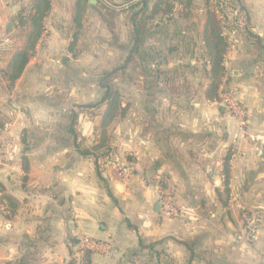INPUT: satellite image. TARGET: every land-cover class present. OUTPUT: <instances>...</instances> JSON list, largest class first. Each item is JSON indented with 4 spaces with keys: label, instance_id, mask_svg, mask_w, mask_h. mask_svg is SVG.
Here are the masks:
<instances>
[{
    "label": "crops",
    "instance_id": "obj_1",
    "mask_svg": "<svg viewBox=\"0 0 264 264\" xmlns=\"http://www.w3.org/2000/svg\"><path fill=\"white\" fill-rule=\"evenodd\" d=\"M96 1L94 10L101 6ZM127 2L120 0V8L128 10L133 2ZM241 3L246 25L238 19L221 24L228 39L227 85L245 109L246 125L207 99V20L156 21L138 55L116 76L128 114L110 126V145L96 154L98 162L59 143L54 131L64 123L63 112L100 102L105 89L34 80L43 70L42 63L34 67L41 53L60 57L68 73L74 48L57 32L40 41L11 92L0 88L1 138L10 160L0 166V196L17 207L13 216L0 209V264L27 254L42 264L79 261L86 237L111 245L110 252L93 253L92 264H264V227L249 235L243 220L245 211L264 209V0ZM123 26L128 48L121 50L127 54L129 17ZM105 110L103 104L99 112H81L83 147L98 142ZM124 167L133 173L122 175ZM159 184L179 216L162 210ZM141 243L153 247L141 249Z\"/></svg>",
    "mask_w": 264,
    "mask_h": 264
},
{
    "label": "rangeland",
    "instance_id": "obj_2",
    "mask_svg": "<svg viewBox=\"0 0 264 264\" xmlns=\"http://www.w3.org/2000/svg\"><path fill=\"white\" fill-rule=\"evenodd\" d=\"M32 1L0 0V88L7 93L11 92L10 87L13 85L8 82L4 71L7 68L6 66L12 52L20 50L25 44L26 31L19 27L20 13H22L23 9H29ZM74 1L76 2V0H52V10L45 21L47 31L44 37H53L57 32L61 38L67 40L69 48L71 45L74 46L69 51V60L65 65L68 73L63 72L60 57L43 58L44 52L41 53L43 56L39 55L35 59L37 64L34 67H39L38 65L42 63L43 70L41 69L36 75L33 74L34 80L60 83L68 79V81H77L84 85L88 84L90 90L93 89L91 88L92 84L97 85L102 82L112 85L115 89V85L120 81L119 77H116L119 75L105 78L104 73L116 69L125 61L127 54L121 50L126 44L124 41L126 35L123 31V23L129 17L130 11H128L127 15L125 14L127 10L120 8L122 7L119 4L120 0H98L101 6H98V10L91 9L89 6L84 19L81 21L78 38L73 43L72 37L76 33L75 23L73 22L75 9H69L68 7L69 5L72 6L71 3ZM169 2L175 5L172 19L176 20V22L195 19L199 23L200 20H207L210 12L225 22L238 19L246 25L249 21L247 10L243 8L241 0H192L190 3L187 1L184 3V5L189 4L188 8L180 4V0H169ZM68 3L70 4L68 5ZM134 3H136L135 0L133 1ZM179 11L183 12L184 15L180 16ZM157 17V19L161 18L160 16ZM174 27L177 29L178 26L175 24L171 29H174ZM49 40L52 41V38ZM49 40L44 48L50 46ZM169 45H171L170 47H175L176 44L170 42ZM119 52H122V55ZM49 62L51 66H49ZM135 68L136 63H132L130 69L133 74H135ZM24 80L26 81L27 79L24 78ZM95 87L97 88V86ZM66 88L63 89L65 90ZM65 94L66 92L63 94L59 93L58 100L63 99ZM101 108L102 105L96 109L97 112ZM2 125L3 123L0 121V159L4 161L3 157L6 156L7 160L5 161L7 163L10 162L8 160V152H6L9 145L1 138ZM2 264H6V261Z\"/></svg>",
    "mask_w": 264,
    "mask_h": 264
},
{
    "label": "trees",
    "instance_id": "obj_3",
    "mask_svg": "<svg viewBox=\"0 0 264 264\" xmlns=\"http://www.w3.org/2000/svg\"><path fill=\"white\" fill-rule=\"evenodd\" d=\"M134 0H128L127 3ZM136 3L131 4L127 11H130L129 19L133 26L131 34V49L127 52V57L123 64L112 71L104 73L105 78H110L118 75L120 71L125 70L128 65L140 52L144 46L147 35L151 32L156 21L157 24H163L172 19L174 14L175 5L170 3L169 0H135ZM192 0H180V4L184 5L185 2ZM152 4V6H150ZM89 6L95 8L90 0H76L75 2V16L73 22L76 27V35L79 33L81 21L84 19L85 13ZM188 8L189 4H185ZM52 10V0H33L32 5L27 10H22L20 13L19 27L26 31V45L23 49L18 51L10 62L5 76L10 84H14L19 80L28 66L30 60L36 52V48L40 41L45 38V21ZM180 16L184 13L179 11ZM160 16V19H157ZM255 37V36H254ZM127 50V46L122 47ZM204 60L209 68V76L211 84L207 90V99L211 102L220 103L219 89L223 80L226 77L225 68V55L228 49V39L226 30L221 24V20L212 12L209 13L207 19V26L204 32ZM103 89L105 94L103 99L95 104H86L75 106L74 109L62 113L63 124L57 125L54 134L55 139L64 146L75 147L81 156L88 157L95 155L96 162H98V152H101L110 145V138L108 130L116 120L123 119L128 114V107H124L121 101V94L118 90L113 89L108 83H98ZM106 105V110L103 114L101 121V132L98 142L91 148L83 147V137L79 130V116L81 112L95 111L101 105ZM78 110V111H76ZM26 157L24 161L26 162ZM228 165L225 168V174L228 177ZM228 182V180H227ZM161 191L165 192L166 187L161 185ZM0 192L2 188L0 185ZM9 199L3 195L0 196V204L6 206L8 215L12 216L16 210V204L9 202ZM10 218V217H9ZM152 245H144L141 243V249H152ZM93 252L83 250V255L78 261L76 259L70 260L67 264H92L91 256ZM41 258L36 257L35 254H27L19 260L13 262H6V264H42Z\"/></svg>",
    "mask_w": 264,
    "mask_h": 264
},
{
    "label": "built area",
    "instance_id": "obj_4",
    "mask_svg": "<svg viewBox=\"0 0 264 264\" xmlns=\"http://www.w3.org/2000/svg\"><path fill=\"white\" fill-rule=\"evenodd\" d=\"M219 94L221 99L220 104L239 121L241 127H244L246 125L245 109L237 100L235 93L228 87L226 77L220 86ZM3 159L4 161L0 159V166L6 165V156L3 157ZM133 170L132 167H124L121 169V173L124 176H128L133 173ZM156 189L159 194V202L162 210L171 216H179L178 210L170 194L162 192L160 184L156 186ZM0 209L7 213L5 206L0 205ZM243 220L245 232L249 235H254L258 229L264 227V209L245 211L243 214ZM82 250H89L93 253H107L111 251V245L109 242H98L92 238L86 237L82 239Z\"/></svg>",
    "mask_w": 264,
    "mask_h": 264
},
{
    "label": "water",
    "instance_id": "obj_5",
    "mask_svg": "<svg viewBox=\"0 0 264 264\" xmlns=\"http://www.w3.org/2000/svg\"><path fill=\"white\" fill-rule=\"evenodd\" d=\"M96 2H97L96 0H90L91 4H96Z\"/></svg>",
    "mask_w": 264,
    "mask_h": 264
}]
</instances>
